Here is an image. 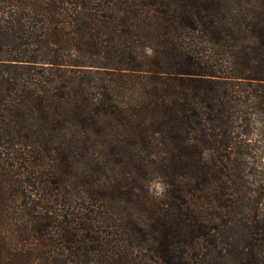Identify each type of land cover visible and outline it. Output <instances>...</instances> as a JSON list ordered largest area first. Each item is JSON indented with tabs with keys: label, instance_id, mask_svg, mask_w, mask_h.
<instances>
[{
	"label": "trees",
	"instance_id": "1",
	"mask_svg": "<svg viewBox=\"0 0 264 264\" xmlns=\"http://www.w3.org/2000/svg\"><path fill=\"white\" fill-rule=\"evenodd\" d=\"M0 264H264V0H0Z\"/></svg>",
	"mask_w": 264,
	"mask_h": 264
},
{
	"label": "rangeland",
	"instance_id": "2",
	"mask_svg": "<svg viewBox=\"0 0 264 264\" xmlns=\"http://www.w3.org/2000/svg\"><path fill=\"white\" fill-rule=\"evenodd\" d=\"M154 188H155L157 191H160L161 186L159 185V182H156V183H155Z\"/></svg>",
	"mask_w": 264,
	"mask_h": 264
}]
</instances>
